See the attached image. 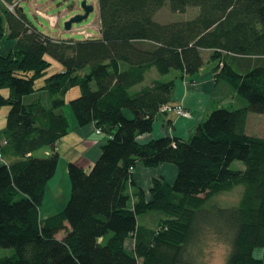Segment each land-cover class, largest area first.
Listing matches in <instances>:
<instances>
[{
  "label": "trees",
  "instance_id": "obj_1",
  "mask_svg": "<svg viewBox=\"0 0 264 264\" xmlns=\"http://www.w3.org/2000/svg\"><path fill=\"white\" fill-rule=\"evenodd\" d=\"M166 5L199 13L160 22L154 16ZM98 6L100 36L80 40L42 32L20 7L0 11V39L16 40L0 54V88L9 90L0 95V105L9 106L1 152L15 157L0 164V246L14 248L0 264H196L206 224L230 244L225 264H264V255L254 256L264 248V137L247 131L249 114H264V0H98ZM206 49L224 61L220 76L246 104L212 110L190 139L140 142L160 107L178 103L176 79L200 71ZM230 56L258 62L238 70ZM48 57L63 68L49 74ZM153 68L179 76L144 84ZM75 87L81 93L70 105L78 124L95 122L108 139L90 170L69 162L71 196L62 211L42 218L60 160L57 144L70 127L66 95ZM46 148L52 152L39 153ZM235 160L245 166L233 169ZM138 161L172 163L176 178H154L148 199L134 180ZM237 185L245 187L238 205L203 206L212 193ZM151 211L167 215L156 228L138 221Z\"/></svg>",
  "mask_w": 264,
  "mask_h": 264
},
{
  "label": "crops",
  "instance_id": "obj_2",
  "mask_svg": "<svg viewBox=\"0 0 264 264\" xmlns=\"http://www.w3.org/2000/svg\"><path fill=\"white\" fill-rule=\"evenodd\" d=\"M15 44V39H9L7 36L3 37L0 39V54L7 55L12 51ZM229 58H233V66L238 70H246L248 66H253L258 62L256 60L258 57L255 56H240L237 58L230 56ZM204 59L205 63L200 71L194 74H186L176 79V86L172 92V100L182 103L189 108L192 112V118L180 117L174 114H158L153 130L138 136L140 142H147L151 139L167 135L190 139L196 132L199 124L205 121L214 109L212 107L213 105L211 106V102L215 98L216 91H219V95L222 98L228 95L227 83L224 79L222 83H217L214 72L215 65L211 64L212 66H208L209 63L207 64L205 56ZM49 60L54 63L52 59ZM208 60L210 63L214 62L211 55ZM157 78L161 77L156 69L153 68L147 72L144 84ZM43 84L44 80L39 85L36 84V87H41ZM140 86L137 85L135 89H139ZM232 91L236 93L235 90ZM8 94L9 90L7 88H0V95L7 96ZM235 96H238L237 100L241 102L239 95L237 94ZM221 106L224 105H218V107ZM8 111L9 106L0 105V152L5 143ZM64 112L70 124L69 132L57 144L60 152V160L55 175L48 181L46 186L41 210H43L44 206L47 207H45L44 216L40 211L42 218L62 211L71 196V180L68 173L69 162L75 161L86 170H90L101 154V146L108 139V135L104 132H97L98 127L95 122L84 126L79 125L69 105L64 106ZM47 152H50V149H43L39 153L46 154ZM3 158L4 162H12L15 159L14 156L10 155H4ZM176 175L177 167L172 163H163L156 167H147L141 161H138L134 171V180L136 185L144 189L146 196L149 197L154 178L162 176L169 182H173Z\"/></svg>",
  "mask_w": 264,
  "mask_h": 264
},
{
  "label": "rangeland",
  "instance_id": "obj_3",
  "mask_svg": "<svg viewBox=\"0 0 264 264\" xmlns=\"http://www.w3.org/2000/svg\"><path fill=\"white\" fill-rule=\"evenodd\" d=\"M81 1L82 0H11V1L0 0V11L1 12L6 10L15 11L18 7L23 8L28 19L32 23H34L39 30L57 39H77V40L85 39L86 37L84 34L80 32L81 30H86V32L88 33H94L95 36H100L101 21L99 18L98 0H87L89 4H93L95 7L94 11L90 13L87 19L79 23H74L70 30L65 28V22L70 17L77 14L78 12L83 11L81 8ZM37 9H41V11L47 15L49 14V15L57 16L60 20L59 24H57V27H52L50 21L46 17L42 15H38L36 13ZM198 13H199L198 7H189L183 12L180 11L176 12L171 10V8H169V6L166 5L163 6L160 10H158L154 17L156 20L160 22H170L175 20L191 19L194 18ZM203 55L207 59V64L209 63L208 66H212L211 64L215 65L214 72H215V77L217 79V83H222L223 78L220 76V73L224 61H218L214 59L212 57V50L210 49L203 50ZM210 55L212 60L214 61L213 63H210V61L208 60ZM49 59H52L54 61L53 63L50 60L52 65L49 68V74L62 68L61 63H59L58 61L54 60L51 57H49ZM226 59L228 60L230 59V62H232L233 60V58H228V57H226ZM175 76L176 77L179 76V71H172L171 73L160 75L161 79L163 80H169ZM43 80L44 79L38 80L36 84L39 85ZM225 82L228 85V90H229L228 95L222 98L220 97L219 91L217 90L215 98L211 102V106L213 105L212 107L214 109L218 108V105H224L226 108H230V109L242 107L243 104L246 103V100L240 96L239 98L241 99V102L240 100H237L238 96H235L237 95V93L232 91L234 89L227 81ZM80 93L81 91L78 87H75L72 91H70L66 95L67 102L64 106L69 105L71 107L70 99L79 96ZM126 113L129 116H131V112L127 111ZM247 131L251 135L264 137V114L251 112L247 120ZM51 152L52 150H50V152H47L46 154H50ZM3 162H4V158L1 163ZM244 166H245L244 163L240 160H235L231 164V167L233 169H240L243 168ZM135 187L136 186L130 187V193L132 197H134ZM244 190L245 187L243 185H237L232 190L212 193L210 197L206 200V202L203 204V206L207 208H211L213 206L231 207L238 205L244 193ZM147 198L148 199L151 198L150 195ZM45 207L47 206H44L43 210H41L42 206L40 207V211L43 216L46 210ZM166 218H167L166 214L158 211H151L147 213H141L138 215V221L140 224H145L155 228L159 225V221L161 219H166ZM204 230H205V232L203 233L204 238L202 239L201 247L199 248L201 249V251L198 256L197 263L225 264L230 250L229 242L226 241V239H224L223 236L218 237L214 233L211 225L206 224ZM111 235H112L111 232L107 233L101 238L102 241L106 242ZM13 253H14L13 247L0 246V257L5 255H11ZM263 255H264L263 247H257L254 250V256L256 258H263Z\"/></svg>",
  "mask_w": 264,
  "mask_h": 264
},
{
  "label": "built area",
  "instance_id": "obj_4",
  "mask_svg": "<svg viewBox=\"0 0 264 264\" xmlns=\"http://www.w3.org/2000/svg\"><path fill=\"white\" fill-rule=\"evenodd\" d=\"M36 13L38 15H42L44 17H46L49 21L52 27H57V24H59V18L57 16L54 15H47L45 13H43L41 11V9H37ZM82 34L85 35L86 38H91V37H95L94 33H88L86 32V30H81L80 31ZM159 114H175L177 116L180 117H185V118H192V112L189 108H187L186 106H184V104L182 103H167L164 104L160 107L159 109ZM98 133H102L101 129L98 128L97 129ZM3 161V154L2 152H0V163Z\"/></svg>",
  "mask_w": 264,
  "mask_h": 264
},
{
  "label": "water",
  "instance_id": "obj_5",
  "mask_svg": "<svg viewBox=\"0 0 264 264\" xmlns=\"http://www.w3.org/2000/svg\"><path fill=\"white\" fill-rule=\"evenodd\" d=\"M11 1V0H10ZM81 8L82 12H78L77 14L70 17L65 22V28L70 30L74 23L82 22L83 20L87 19L92 11H94L95 7L93 4H89L87 0L81 1ZM23 10V8H21Z\"/></svg>",
  "mask_w": 264,
  "mask_h": 264
}]
</instances>
